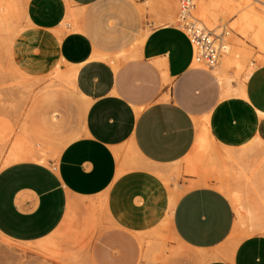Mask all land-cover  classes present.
Segmentation results:
<instances>
[{
	"label": "crops",
	"instance_id": "crops-1",
	"mask_svg": "<svg viewBox=\"0 0 264 264\" xmlns=\"http://www.w3.org/2000/svg\"><path fill=\"white\" fill-rule=\"evenodd\" d=\"M24 1L13 62L41 88L58 67L73 98L30 101L9 125L5 116L3 157L18 144L20 153L0 168V233L37 242L77 214L102 212L103 264H144L137 236L157 228L186 250L180 264H264V232L237 239L223 192L145 166L191 151H264V63L241 93L222 96L213 69L192 66L172 0ZM204 115L199 145L194 117Z\"/></svg>",
	"mask_w": 264,
	"mask_h": 264
},
{
	"label": "bare ground",
	"instance_id": "bare-ground-1",
	"mask_svg": "<svg viewBox=\"0 0 264 264\" xmlns=\"http://www.w3.org/2000/svg\"><path fill=\"white\" fill-rule=\"evenodd\" d=\"M172 1L175 7V2ZM24 2V0H0V32L4 34L2 48L4 53L10 57L12 40L18 31L15 16L23 15ZM195 2L196 0H193L194 6ZM197 12L199 21L191 15L190 11L184 12L182 16L178 17L173 15L172 18L173 24L183 25L188 29L194 41L192 66L196 67L201 64L204 54L208 49H211L217 59L216 62L214 60L211 62L212 66L218 64L219 56L227 54L222 69L230 66H235L237 70L245 68L244 80L258 64L249 61L250 50L248 48H242L241 56H237V48L229 44L227 39L232 34L247 38L264 55V0H198ZM230 17L233 20L225 28L226 20ZM216 22L222 26L221 33L215 34L206 29L205 25L211 27ZM213 34L219 36V42L214 40ZM11 68L18 73L21 82L34 85L40 80L38 77L24 74L13 62H11ZM217 77L221 84L222 96L241 93L242 81L238 82V88H234L231 85L232 76H227L225 70L217 74ZM46 78L47 80L40 88L35 100L50 102L65 94L67 87L74 88L70 75L65 74L58 67ZM194 120L197 125V144H204L207 142L206 115L201 118L194 117ZM2 134L3 125H0V135ZM19 148L18 144V150L11 157L8 156L4 159V165L19 156ZM203 154L207 160L211 161L220 179L219 185L215 188L223 192L234 207L237 216L234 230L237 229L238 222L243 221L247 235L258 230L264 232V151H240L237 153L204 151ZM145 166L153 168L160 177L167 180V173L160 167ZM207 183L206 176L200 177L197 181L198 185H208ZM48 238L37 241V245H45ZM71 242L64 245L60 254L76 264H85L86 258L83 257L82 251L73 249Z\"/></svg>",
	"mask_w": 264,
	"mask_h": 264
},
{
	"label": "rangeland",
	"instance_id": "rangeland-1",
	"mask_svg": "<svg viewBox=\"0 0 264 264\" xmlns=\"http://www.w3.org/2000/svg\"><path fill=\"white\" fill-rule=\"evenodd\" d=\"M197 1L195 6L190 10L191 15L199 21L197 12ZM201 1V0H200ZM206 1V0H205ZM174 16H181L180 6L178 0H174ZM22 16L16 15L15 21L21 20ZM233 20L232 17L226 20L225 28L229 22ZM184 29L189 35L188 29L183 25H177ZM207 30L212 33H221L222 26L216 22L211 27L205 25ZM4 34L0 32V125L4 124L5 116L8 117V125L10 124V116L18 117L29 105L30 101L36 99V96L41 88V81L31 85L21 82L19 75L11 68L12 57L6 55L2 48V40ZM214 40L219 42V36L212 35ZM229 44L237 48V56H241L242 48L250 50L249 61L262 64L264 55L255 48L249 39L241 38L236 34L227 39ZM227 54L219 56V62L215 66H210L208 63L202 61L197 65V68L208 69L212 68L216 74L225 70L226 75L232 76L231 80L235 79L237 82L243 81L245 68L237 70L235 66L223 68L224 59ZM14 63V62H13ZM249 63V62H248ZM220 67V68H219ZM233 73L232 75H230ZM73 98L72 94H63L58 96L56 100H67ZM57 110V109H56ZM204 151H191V153L174 164L164 165L161 167L167 174H181L195 175L196 178L203 176L216 187L219 185V177L214 170V166L210 160H207L203 154ZM3 144L0 145V168L4 165ZM197 185V181L191 182L189 186ZM103 214L98 212L97 215L93 212L88 214H77L74 219L63 224L52 236L48 238V242L39 246L36 242L22 243L6 238L0 233V264H76L68 257L62 256L60 250L68 242H71L73 249H80L82 255L86 260L85 264H103ZM243 221L238 222L237 239L247 235V229ZM88 223V224H86ZM86 224V225H85ZM140 248V261L144 264H180V260L186 253L176 239L167 229H154L144 234L137 236Z\"/></svg>",
	"mask_w": 264,
	"mask_h": 264
},
{
	"label": "built area",
	"instance_id": "built-area-1",
	"mask_svg": "<svg viewBox=\"0 0 264 264\" xmlns=\"http://www.w3.org/2000/svg\"><path fill=\"white\" fill-rule=\"evenodd\" d=\"M178 2H179V6H180V13H181L180 15L181 16L184 14V12L188 13L194 7L193 0H178ZM188 36H189V38L191 40V43H192L193 49H194V41H193V39L191 37V34L190 35L188 34ZM202 60L204 62L208 63L210 66H212L211 62L213 60H214V62L217 61V59L215 58V53L211 49H208V51L204 54V58Z\"/></svg>",
	"mask_w": 264,
	"mask_h": 264
}]
</instances>
